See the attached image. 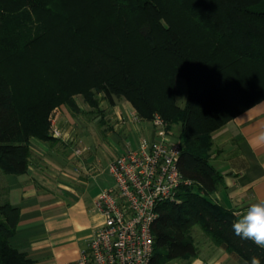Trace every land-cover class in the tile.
<instances>
[{"label": "trees", "instance_id": "1", "mask_svg": "<svg viewBox=\"0 0 264 264\" xmlns=\"http://www.w3.org/2000/svg\"><path fill=\"white\" fill-rule=\"evenodd\" d=\"M261 0H0V171L24 172L28 139H49L50 111H78L75 95L126 99L137 115L179 125L177 165L191 181L161 201L151 264L197 254L191 227L248 264L264 248L236 236L232 209L212 199L222 175L210 161L211 132L235 111L222 106L226 64L264 67ZM186 82L177 103L175 80ZM242 108V107H240ZM19 208L0 203V264H30L10 246Z\"/></svg>", "mask_w": 264, "mask_h": 264}, {"label": "crops", "instance_id": "2", "mask_svg": "<svg viewBox=\"0 0 264 264\" xmlns=\"http://www.w3.org/2000/svg\"><path fill=\"white\" fill-rule=\"evenodd\" d=\"M258 7H264V0ZM235 72L234 77L222 72L224 91L230 93L222 103L242 108L211 132L210 161L222 175V184L211 197L238 218L251 204L264 200V143L256 142L264 133V67H239ZM68 108L61 104L53 109L48 128L51 138L29 137L24 172L0 171V203L6 200L19 208V220L8 242L23 251L30 264L75 260L103 221L102 213L94 209V198L114 182L108 164L118 152L106 157L105 165L89 152L82 139L87 135L96 140L97 135L71 126ZM100 121L103 123V117ZM111 121L116 125L110 130H141L148 138L156 136L151 121L140 118L128 101L106 123ZM170 129L178 132L179 127ZM191 232L197 254L165 264H248L235 252L213 244L197 225Z\"/></svg>", "mask_w": 264, "mask_h": 264}, {"label": "built area", "instance_id": "3", "mask_svg": "<svg viewBox=\"0 0 264 264\" xmlns=\"http://www.w3.org/2000/svg\"><path fill=\"white\" fill-rule=\"evenodd\" d=\"M150 121L156 136H140L136 146L109 162L113 185L102 188L93 201L103 221L78 257L63 264H151L156 207L161 201H178L179 188L191 181L177 165L180 140L158 114ZM51 131L58 134L54 127Z\"/></svg>", "mask_w": 264, "mask_h": 264}, {"label": "rangeland", "instance_id": "4", "mask_svg": "<svg viewBox=\"0 0 264 264\" xmlns=\"http://www.w3.org/2000/svg\"><path fill=\"white\" fill-rule=\"evenodd\" d=\"M239 67L240 66L238 64H226L222 72L227 73L231 77H234L236 73L235 71L238 70ZM175 85L177 89V103L182 106L187 96L186 82L182 78H177L175 80ZM229 95H230L229 92L224 91V94L220 96L219 98L221 105L228 107V109L229 107L232 108V111L239 109L240 107H236L234 105L229 106L227 104L222 103L224 102L225 98ZM97 97L99 98V108L101 109L100 112L93 109L91 106H89L83 100L81 95H75V100H76L79 110L75 112L72 109L68 108V113L71 115L72 120H73L72 122H70L71 126H74L75 128L79 129V131L82 130L84 133L93 132L94 136L97 135L96 140L95 139L93 140L87 137L86 135L82 139L83 140L82 142L83 144L86 145V147L89 148L88 151L91 152L93 155H97L101 159V162L105 165L106 157H108L111 153L113 152L119 153L122 150H124L126 146H131V147L136 146L139 136L142 134L143 136H146V135L144 132H141V130H137V132L135 131L129 132L126 130H122L121 128H120L121 130L120 129H117L115 131L110 130L116 124H114L113 121H111L110 125L106 123L108 120V117L111 116V114L113 115V111H115V109L122 108L123 103L127 104V101L122 97H114V101L111 104L102 97L101 93H99ZM53 109L50 111L48 115V120H49V117L53 115ZM155 114H158L160 116L158 112H154V115ZM101 117H103V120H104L103 123H101L100 121ZM174 126L179 127V125L174 124V125H171L170 128ZM123 129H125V127H123ZM174 131L175 132H173V134L177 135L176 134L177 129H174ZM0 192H1V187H0ZM192 228L193 226L191 227V230ZM191 236L193 238L192 232H191Z\"/></svg>", "mask_w": 264, "mask_h": 264}, {"label": "clouds", "instance_id": "5", "mask_svg": "<svg viewBox=\"0 0 264 264\" xmlns=\"http://www.w3.org/2000/svg\"><path fill=\"white\" fill-rule=\"evenodd\" d=\"M256 142L264 143V133L256 138ZM232 229L236 236L251 240L257 246L264 248V200L251 204L233 222ZM251 264H260V260L253 257Z\"/></svg>", "mask_w": 264, "mask_h": 264}]
</instances>
